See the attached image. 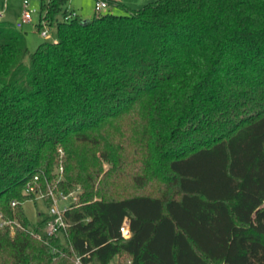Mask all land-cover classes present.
I'll return each mask as SVG.
<instances>
[{
  "label": "trees",
  "instance_id": "1",
  "mask_svg": "<svg viewBox=\"0 0 264 264\" xmlns=\"http://www.w3.org/2000/svg\"><path fill=\"white\" fill-rule=\"evenodd\" d=\"M65 4H41L57 39L33 52L0 20V222H16L0 226V264H264V0H155L68 20ZM122 118L133 145L114 137ZM141 149L135 165L164 190L107 198L102 162L118 171ZM59 150L58 189L82 190L63 239L22 208Z\"/></svg>",
  "mask_w": 264,
  "mask_h": 264
},
{
  "label": "rangeland",
  "instance_id": "2",
  "mask_svg": "<svg viewBox=\"0 0 264 264\" xmlns=\"http://www.w3.org/2000/svg\"><path fill=\"white\" fill-rule=\"evenodd\" d=\"M23 0H0V11H3L1 21H6L11 24H15L17 21L21 20L23 11ZM49 0H29L30 4L36 7L38 10L41 4H46ZM96 0H69L70 8H75L82 19L92 17L94 15V5ZM108 1V0H106ZM117 4L109 5L104 11H110L115 14H124L125 10L121 4L126 5L132 9L142 8L148 2L155 0H115ZM120 4V5H118ZM36 16H34V22L30 24H24L21 31L24 32L26 45L29 52H33L37 45L43 41L54 42L57 39V32L54 28L51 29V35L49 39H43L40 34L36 31L34 23ZM114 137L116 140L124 139L125 137H130L131 145L135 142V135L131 130V122L127 118H122L119 123L117 130L115 131ZM80 148L85 150H94V147L81 144ZM60 151V150H59ZM144 150H139V154L133 155L132 152H126L125 157L127 165H123L121 170H115L111 168L106 162H102L104 170L111 169L103 177H99L101 185L105 189L107 198H118L121 196H128L132 194L145 193L151 195H157L164 190L163 181L152 175L151 171L146 169V165H135L138 164L144 156ZM61 152V151H60ZM128 153V154H127ZM62 154V152L60 153ZM98 155V153H97ZM63 154L58 157V165L53 169L51 178L48 179L51 182L56 181L58 178L64 179L63 165H60L62 161ZM157 166V165H156ZM59 167H62V172H60ZM138 177L142 181V184H138L135 178ZM80 185H76L73 190ZM72 190V191H73ZM69 201L59 202L60 207L66 205ZM22 208L30 220L32 226H35L42 218V212H47L44 203L39 199H27L23 201ZM31 227V226H30ZM12 228V227H11ZM31 229V228H30ZM110 264H117L116 258H114Z\"/></svg>",
  "mask_w": 264,
  "mask_h": 264
},
{
  "label": "built area",
  "instance_id": "3",
  "mask_svg": "<svg viewBox=\"0 0 264 264\" xmlns=\"http://www.w3.org/2000/svg\"><path fill=\"white\" fill-rule=\"evenodd\" d=\"M23 11L21 20L17 21L14 24L16 29L21 30L24 24H30L34 22V16H36V20L34 23L36 31L40 34L43 39H49L51 35V29L54 28L53 25L50 24V21L46 17V13L40 12L36 7L32 6L29 0H23ZM109 6L106 0H96L94 5L95 12H102ZM67 14L62 17L64 20H68L73 18L77 13L73 10L67 9ZM3 11H0V17H2ZM60 172H62V167H59ZM62 181V178L56 179V181L51 182L50 180L45 179V189L43 190L41 187L38 186L39 176L35 175L32 181H29L23 190L25 195L33 196V198L29 199H39L43 200L48 198L51 202L49 208L46 212L47 222L43 228V233L47 236H57L61 239L64 238L66 235L67 228L69 224L66 222L64 215L65 212L71 208V206L77 202L78 200V193H80V188L77 187L75 190L70 191L68 193L63 192L62 190L58 189V184ZM61 201H69L63 207H60L59 202ZM17 201H12L11 206L17 205ZM1 217V215H0ZM42 218V217H41ZM16 224L14 220H5L1 219L0 226ZM120 233L123 238H129L131 235L127 219H124L120 228ZM36 236L40 238V235L36 233ZM89 256L88 254H85ZM76 264H93V261H83L81 257L76 256L75 258ZM125 264H130L128 260Z\"/></svg>",
  "mask_w": 264,
  "mask_h": 264
},
{
  "label": "crops",
  "instance_id": "4",
  "mask_svg": "<svg viewBox=\"0 0 264 264\" xmlns=\"http://www.w3.org/2000/svg\"><path fill=\"white\" fill-rule=\"evenodd\" d=\"M65 7L67 8V9H69V10H73V11H75L77 14H79L78 13V11L75 9V8H70V2H69V0H66V4H65ZM3 15V14H2ZM80 15V14H79Z\"/></svg>",
  "mask_w": 264,
  "mask_h": 264
}]
</instances>
